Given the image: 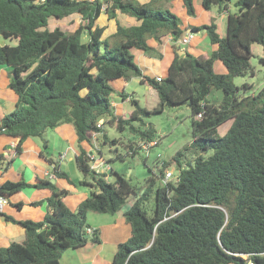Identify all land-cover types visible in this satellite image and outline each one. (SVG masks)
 I'll return each instance as SVG.
<instances>
[{
  "label": "trees",
  "instance_id": "obj_1",
  "mask_svg": "<svg viewBox=\"0 0 264 264\" xmlns=\"http://www.w3.org/2000/svg\"><path fill=\"white\" fill-rule=\"evenodd\" d=\"M173 1L0 0V37L17 41L14 46L0 45V65L11 67L8 86L18 96L15 110L0 121V135L19 139L10 160L0 153V171L10 170L29 138L42 141L41 155L52 162L44 135L69 124L77 135L76 163L84 178L75 183L65 171L56 168L54 172L71 185L91 188L90 195L72 211L65 203L70 192L54 181L8 180L1 184V195L8 202L26 188L49 190L51 195L32 203H47L48 213L42 221L4 215L20 225L26 237L23 243L0 246V264H61L65 251L101 242L98 230L87 233L89 213L114 215L132 194L135 202L124 213L132 236L118 245L111 264H264V88L244 96L241 90L253 86L234 83L235 78L255 76L253 46L258 44L264 50V0H238L235 13L229 7L232 0H181L191 17L196 16L195 1L206 11L217 6L219 12H228L226 36H221L215 21L183 29L172 11ZM74 15L82 18L77 29H49L52 18L64 20ZM102 15L115 22L116 30L108 36L107 27L99 24ZM119 15L138 24L124 26ZM188 30L205 32L216 46L214 52L197 57L186 50L183 56L175 52L161 82L145 76L135 52L162 59L149 41L159 45L171 35L177 50ZM261 62L264 64V58ZM217 63L224 66L225 73L216 71ZM132 78L157 92L159 102L152 112L188 105L193 115V142L162 163L160 178L164 180L174 164L179 181L155 189L156 179L151 177L143 193L136 192L118 172L111 171L117 176L113 182L107 181L106 173L97 174L84 147H92L100 134L108 143L107 124L120 132L131 129L139 133L133 123L143 122L151 111L132 99L134 111L118 116L112 105L115 95L123 100L129 96L118 92L115 83H128ZM215 91L222 95L211 101ZM198 115L202 117L198 119ZM229 121L230 128L221 136L220 128ZM154 133L149 129L139 139L152 142ZM136 145L129 147L132 156L140 149ZM151 197L154 209L149 215L145 203Z\"/></svg>",
  "mask_w": 264,
  "mask_h": 264
},
{
  "label": "crops",
  "instance_id": "obj_2",
  "mask_svg": "<svg viewBox=\"0 0 264 264\" xmlns=\"http://www.w3.org/2000/svg\"><path fill=\"white\" fill-rule=\"evenodd\" d=\"M149 0H141V2H148ZM197 8V9H196ZM196 16L191 17L188 15L184 3L181 0H175L172 4L173 12H177L186 21V26L183 29H189L190 27H200L202 25H209L212 21H215L218 26V31L221 36H226L228 26V12L206 11L203 9L199 1H195ZM232 12V11H231ZM233 13V12H232ZM206 18V24L200 21L201 17ZM129 25H137L138 21L126 16ZM190 31V30H188ZM199 37L195 35L191 45L190 54L194 56L211 55L216 46L212 45L210 39ZM203 40L206 46H209L210 52H205L204 47L200 46V41ZM149 44L155 47L163 58L158 59L149 57L143 52L137 51L135 53L137 63L143 70L145 76L156 78L157 76L165 77L168 74V69L175 57L176 50L174 49V41L171 35L164 39L162 44H159L155 40H150ZM189 45V46H191ZM184 46L181 49L188 51V47ZM215 65V69L219 73H225L226 69L223 65ZM11 67L8 65H0V121L1 119L16 108L18 96L14 91L9 89V71ZM132 78L131 80H133ZM138 79V78H137ZM140 81V79H138ZM123 83L118 81L115 83V87L120 88L121 92L124 91L128 94V98L122 102H117L113 97V109L118 116H129L133 111L126 112L124 106L126 103L131 102L134 99L128 92L127 88L129 83ZM141 83V82H140ZM142 84V83H141ZM119 85V86H116ZM147 90L151 94H157V92L147 84ZM118 90V89H117ZM119 92V90H118ZM45 139L48 142V150L50 152L54 150L57 145L58 139L61 142V151L57 159L48 156L52 160L49 162L46 157L41 155L42 144L40 139L29 138L23 144V153L20 156H16L10 170L3 174L0 171V185L6 181L18 182L25 180L27 183H37L39 180L54 181L60 189H66L70 192V195L65 199L66 205L72 210L76 211L79 204L90 195V187L71 185L66 179L58 178L54 172V169L65 171L72 181L79 183L83 180V174L77 167L76 158L79 154L77 149V135L72 125L65 124L57 129L51 130L46 133ZM95 139V147L99 144L98 136ZM140 141V140H139ZM19 142L18 138H13L5 134L0 135V153L10 160L15 156V147ZM87 150L91 151V146L84 144ZM93 147V146H92ZM51 150V151H50ZM132 154V152H131ZM102 152H100V159L106 163L102 158ZM55 159V160H54ZM110 169V168H109ZM112 171V170H111ZM112 173V172H110ZM116 180V179H115ZM107 181L110 182L107 177ZM113 182V181H111ZM51 195L49 190H39L36 188H26L21 192H18L9 198V204L4 208L3 213H0V246L8 247L12 243H23L25 240V230L17 224L11 221H7L5 216L12 217L16 220H33L42 221L48 213L47 203L45 202L39 206H33L32 203L44 201ZM135 201L128 202L127 205L118 213L112 214H88V224L93 230L100 232V243L89 242L86 246L80 249H69L64 252L61 258V264H111L115 254L117 252L118 245L128 241L132 236V227L126 222L124 213L132 207ZM22 204L21 207L18 205Z\"/></svg>",
  "mask_w": 264,
  "mask_h": 264
},
{
  "label": "rangeland",
  "instance_id": "obj_3",
  "mask_svg": "<svg viewBox=\"0 0 264 264\" xmlns=\"http://www.w3.org/2000/svg\"><path fill=\"white\" fill-rule=\"evenodd\" d=\"M237 1L238 0H232L229 4L230 10L233 13L238 11V8L236 7ZM216 9L218 10L217 6H215L212 11L215 12ZM174 13L181 19L183 26H186V21L183 20V17L177 12ZM118 19L123 25H129L126 15H119ZM200 21H202L203 24H206L205 17L202 16ZM81 22L82 18L78 15L71 16L64 20L52 18L49 22V29L54 30L55 28H60L64 31H73L79 27ZM99 24L101 26L107 27L105 36L114 33L116 30L115 22L109 21L106 15L101 16ZM196 35L199 37L198 39H203L205 37L208 39V35L205 32H199ZM206 43L207 42L201 40L199 44L201 47H204V51L207 53L210 52V44L209 46L205 47ZM3 44L14 46L17 44V41L7 40L3 37H0V45ZM191 48L192 45L188 47V52L192 53ZM253 53L254 56L251 60V65L254 69L255 76L239 77L234 79L235 85L239 87H242L244 83H249L253 86V88L249 91H243V89L241 90V93L244 96L252 95L253 93H257L262 88H264V64L261 62V58H264V50L260 45L256 44L253 46ZM219 65L222 64L220 63ZM138 79L134 78L131 80L132 82L129 83L127 92L134 99L139 101L142 108H146L147 110L151 111L149 116H143V122L136 121L133 123L135 128L139 130V133H134L131 129H127L125 132H120L116 126L107 124L105 127V133L108 137V143H106L104 136L100 134L98 136L99 144H97V147H95L96 142L94 141L91 151L93 152V155H95L99 160L100 151L102 152V158L106 161V163L104 162V165L108 168L106 174L110 182L115 181L117 178L114 173H110L111 170H113L114 172H118L119 174L123 175L130 182L131 186L136 192L143 193L144 189L148 187V181L151 177L156 179V184L154 186L155 189L163 185L164 181L160 178L161 170L163 169L162 163L171 161L179 151H184L185 148L193 142L194 132L193 115L190 106H174L166 108L161 113L152 112L158 106V95L151 94V92L147 90L146 86L142 85ZM117 89L119 92H121L120 88ZM217 94H221V92L219 93L215 91L210 96V100H218V96H216ZM116 96L117 95L114 96V99L117 102H122L121 98ZM124 108L126 112H130L134 111L135 106L132 102H128L125 104ZM230 126L231 121L223 125L219 131L220 135H225ZM149 129L154 130V142H157V145L150 148L149 153L139 149V151L137 150V155L132 156V151L129 148L130 145H133L134 148H136V144L140 145L142 143L139 141L141 133L147 132ZM48 131L51 133V130ZM46 133L44 138L47 137ZM113 140L117 141L116 144L112 143ZM41 144L43 148L42 141ZM60 144L61 142L58 139L54 150H50V155H48L49 151L46 152L47 156L57 159L61 151ZM211 153L212 152H209V155ZM119 155L124 156L125 159L120 160L118 158ZM186 157H188L187 160L192 159V156L189 153H187ZM168 171H173L175 177L179 176V170L174 164L169 166ZM135 198L136 197L132 194L128 202L135 201ZM145 207L148 210L149 215H152L154 209L153 197H151V199L145 203Z\"/></svg>",
  "mask_w": 264,
  "mask_h": 264
},
{
  "label": "built area",
  "instance_id": "obj_4",
  "mask_svg": "<svg viewBox=\"0 0 264 264\" xmlns=\"http://www.w3.org/2000/svg\"><path fill=\"white\" fill-rule=\"evenodd\" d=\"M195 33H193L192 31H188L187 34L183 37V39L180 41L179 44H181V46L187 47L189 46L193 39L195 38ZM161 76H157L156 80L158 82H161L162 79ZM202 117V115H198L197 118L200 119ZM103 120L100 122L99 127L103 126ZM155 145H157V142H142L139 145L140 150L149 153L150 148L154 147ZM89 157L91 159V169L94 170L97 174H104L107 173L108 168L104 165V162L100 159H98L95 155H93V152L89 153ZM174 179V180H173ZM163 184L166 185L169 182H173V183H177L179 181V176L175 177L173 171H167L165 178L163 180ZM9 204L7 198L5 196L1 195V190H0V213H2L4 211V208ZM94 232V230L92 228H88L87 229V233L89 235H92Z\"/></svg>",
  "mask_w": 264,
  "mask_h": 264
},
{
  "label": "water",
  "instance_id": "obj_5",
  "mask_svg": "<svg viewBox=\"0 0 264 264\" xmlns=\"http://www.w3.org/2000/svg\"><path fill=\"white\" fill-rule=\"evenodd\" d=\"M176 52H177L179 55H181V56H183V55L186 54V51L183 50V49H181V44H178V45H177V50H176Z\"/></svg>",
  "mask_w": 264,
  "mask_h": 264
}]
</instances>
